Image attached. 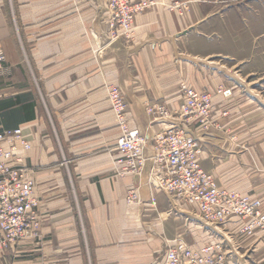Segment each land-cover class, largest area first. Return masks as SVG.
Here are the masks:
<instances>
[{"label": "crops", "instance_id": "1", "mask_svg": "<svg viewBox=\"0 0 264 264\" xmlns=\"http://www.w3.org/2000/svg\"><path fill=\"white\" fill-rule=\"evenodd\" d=\"M187 1L183 15L162 5L139 14L131 38L112 41L106 0H0V131L28 134L23 155L42 216L40 234L0 249V264H154L176 237L213 239L196 205L149 183L150 160L141 173L130 169L111 84L150 140L169 123L148 102L177 109L184 83L210 91V128L187 124L203 144L202 166L222 187L264 200V7ZM131 188L139 201H128ZM262 231L251 239L253 264L264 261Z\"/></svg>", "mask_w": 264, "mask_h": 264}, {"label": "built area", "instance_id": "2", "mask_svg": "<svg viewBox=\"0 0 264 264\" xmlns=\"http://www.w3.org/2000/svg\"><path fill=\"white\" fill-rule=\"evenodd\" d=\"M164 2L106 0L103 13L108 16L109 39L131 38L137 15ZM5 59L0 44V65ZM220 91L226 96L232 92L231 88L223 87ZM181 92L182 102L177 109L166 100L147 103L150 115L169 123L150 140L139 127L129 123L128 102L121 87L109 86L112 109L122 129L117 145L125 153L130 169L141 173L150 160L149 183L185 203L196 205L202 221L221 233L202 246L176 237L154 264H242L233 254L239 245L233 242L234 237L253 236L264 230V200L222 187L215 175L204 169L203 144L187 124L196 122L203 130L210 128L215 111L213 95L187 83L182 84ZM151 141L153 152L149 155L147 149ZM29 148L31 142L23 127L0 131V249L28 234L38 235L42 225L41 199L36 195L37 178L23 155ZM127 199L131 203L140 200L136 188L129 190Z\"/></svg>", "mask_w": 264, "mask_h": 264}, {"label": "rangeland", "instance_id": "3", "mask_svg": "<svg viewBox=\"0 0 264 264\" xmlns=\"http://www.w3.org/2000/svg\"><path fill=\"white\" fill-rule=\"evenodd\" d=\"M165 2L164 3H161L159 5H162V6H165L167 8H169L170 10H173V11H177L179 12L181 15H183L186 11H189L190 10V1H187V0H164ZM232 1L234 0H231L229 3H233ZM235 1H241L242 4H245V6L250 3L251 7H256L260 10H263L262 7H264V0H235ZM243 1V2H242ZM176 4H179V5H176ZM226 4V3H225ZM158 5V6H159ZM157 7V6H156ZM155 7H152L150 9H153ZM150 9H147L146 11L150 10ZM246 10V9H245ZM144 11V12H146ZM142 12V13H144ZM141 14V13H139ZM138 14V15H139ZM137 15V16H138ZM103 18H106L107 20V31H108V16L107 14L103 15L102 16ZM262 17H257V20H256V23L258 24L259 23V20L261 19ZM136 20V19H135ZM134 24H135V21H134ZM108 35V34H107ZM111 40V39H110ZM115 40V39H114ZM113 41V40H112ZM1 44V42H0ZM2 45V44H1ZM3 47V45H2ZM4 49V48H3ZM5 51V49H4ZM6 54V52H5ZM6 61V59L1 63L0 67H3L4 65V62ZM222 92V91H221ZM223 93V92H222ZM224 94V93H223ZM225 95V94H224ZM211 126V125H210ZM207 227L209 228V230H211V235H213L214 237H212L213 239H215L216 237L219 236V233L217 234L213 229H211L208 225ZM41 229V227H40ZM40 229H39V234H40ZM213 230V231H212ZM263 234V231L261 232ZM38 234V235H39ZM28 235H31V234H28ZM27 235V236H28ZM34 236V235H33ZM37 236V235H36ZM237 236V235H236ZM264 234L262 235V237H258L259 241L261 242L262 239H264ZM26 237V236H25ZM252 237L254 236H244V235H241V236H237V237H234L238 240L239 242V245L237 247V252H238V256L237 258L241 261L242 264H253V258L249 261V254L251 253L252 251V247H253V243L251 242L252 240ZM212 239V240H213ZM259 252H264V246H259L257 248V253ZM256 262H257V259H256ZM264 262V261H263ZM261 262V264L263 263Z\"/></svg>", "mask_w": 264, "mask_h": 264}]
</instances>
